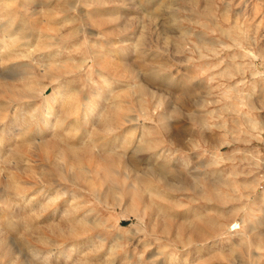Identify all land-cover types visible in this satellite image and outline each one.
I'll return each mask as SVG.
<instances>
[{
  "label": "rangeland",
  "instance_id": "374dc122",
  "mask_svg": "<svg viewBox=\"0 0 264 264\" xmlns=\"http://www.w3.org/2000/svg\"><path fill=\"white\" fill-rule=\"evenodd\" d=\"M7 21L0 264H264V0H0Z\"/></svg>",
  "mask_w": 264,
  "mask_h": 264
},
{
  "label": "bare ground",
  "instance_id": "6f19581e",
  "mask_svg": "<svg viewBox=\"0 0 264 264\" xmlns=\"http://www.w3.org/2000/svg\"><path fill=\"white\" fill-rule=\"evenodd\" d=\"M11 5H12V4H11ZM12 6H13V5H12ZM12 6H11V7H12ZM6 7H7V6H6ZM9 7H10V6H9ZM10 14H12V12H11ZM13 14H15V13H13ZM13 14H12V15H13ZM3 15H4V14H3ZM7 15L9 16V14H7ZM7 19H8V18H7ZM9 20H10V18H9ZM9 20H8V21H9ZM12 20H13V19L11 18V21H12ZM8 21L5 22V23H3V24L0 26V30H1V29H4V30H10V29H12V27H10V26H12V24H10ZM11 21H10V22H11ZM8 23H9V24H8ZM11 23H12V22H11ZM7 25H8V26H7ZM1 27H2V28H1ZM3 27H5V28H3ZM4 30H3V31H4ZM1 32H2V31H1ZM8 91H9V90H8ZM49 100H50V99L47 100V104H46V106H48V104H49V102H50ZM48 125H49L48 121L44 122V127L41 128V130L44 131V129H47V128H48ZM25 140H26V139H25ZM79 154H80V153H75V154H74V157L78 158V157L80 156ZM152 170H153V169H152ZM153 171H154V170H153ZM159 176H160L161 179H163V175H162V174H160Z\"/></svg>",
  "mask_w": 264,
  "mask_h": 264
}]
</instances>
